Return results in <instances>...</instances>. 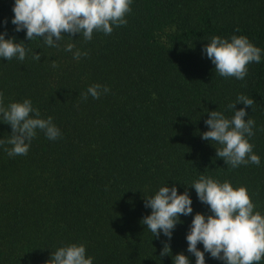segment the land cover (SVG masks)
Masks as SVG:
<instances>
[{"label":"trees","instance_id":"obj_1","mask_svg":"<svg viewBox=\"0 0 264 264\" xmlns=\"http://www.w3.org/2000/svg\"><path fill=\"white\" fill-rule=\"evenodd\" d=\"M14 4L0 0V32L29 51L23 61L0 57L4 105L31 99L61 136L37 130L27 155L10 157L12 146L0 145V264H46L72 243L85 244L93 264H173L180 252L195 264L186 236L196 212L211 214L190 186L201 175L246 186L254 212L264 215V0H132L126 25L94 31L90 41L62 34L58 47L16 31ZM233 35L261 49L243 80L220 76L203 51L213 36ZM76 49L88 55L76 60ZM97 83L110 91L84 100ZM239 95L252 107L236 102ZM235 102L255 121L249 141L259 165L232 168L216 156L220 144L202 139L210 112L230 119ZM11 131L0 121V139ZM166 184L187 189L193 207L170 240L141 223L152 211L145 199ZM166 242L171 254L161 256ZM205 260L225 264L207 252Z\"/></svg>","mask_w":264,"mask_h":264},{"label":"clouds","instance_id":"obj_2","mask_svg":"<svg viewBox=\"0 0 264 264\" xmlns=\"http://www.w3.org/2000/svg\"><path fill=\"white\" fill-rule=\"evenodd\" d=\"M132 0H15L12 23L16 31L26 29V38H41L48 46L58 47L62 34L73 37L83 35L85 41H90L93 32L112 33L114 26L127 24L126 16L131 11ZM7 23V21H5ZM6 37V32H0V57L11 60L14 57L23 61L28 53L23 40L16 42L15 36ZM75 45L68 43L65 51H73ZM214 65L215 71L222 77H235L243 80L248 74V65L260 63L261 49L255 46L247 36L233 35L231 39L213 36L203 49ZM88 52L76 49L73 57L79 60ZM40 54L33 55L39 61ZM58 65L53 62L52 67ZM110 91L107 86L93 84L88 87L82 98L87 100L91 95L99 99L102 94ZM236 102H242L246 107L254 100L245 95H239ZM235 103L228 108L234 110L229 119L222 112L212 110L205 124L202 139L215 141L222 147L217 148L216 156L222 157L232 168L242 164H260V157L253 152L254 145L249 138L254 135L255 121L248 116L246 107L238 110ZM0 121L11 125V136L0 139V145L8 144L11 148L5 151L10 157L27 155L32 139L37 130L43 131L49 140L60 138V129L53 123V118H42L39 109L34 108L31 99L22 102H12L4 105V96L0 92ZM195 188L199 200L210 206L211 214L205 216L196 212L190 231L187 233L188 252L196 257L195 264H206L205 252L211 257L223 260L225 264H258L264 258V215L254 212L255 205L246 186L234 187L231 182L223 183L211 177L201 175L190 185ZM145 207L152 209L151 214L144 216L141 223L159 237L161 232L169 238L181 215L193 212L192 199L187 189L178 192L175 185L167 184L159 188L154 196L145 199ZM203 244V250L197 245ZM171 254L169 243H165L161 256ZM46 264H93V258L86 256V246L83 243H72L59 247ZM173 264H191L183 252L174 255Z\"/></svg>","mask_w":264,"mask_h":264}]
</instances>
